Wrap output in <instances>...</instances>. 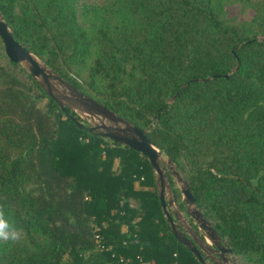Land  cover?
Wrapping results in <instances>:
<instances>
[{
	"label": "trees",
	"instance_id": "trees-1",
	"mask_svg": "<svg viewBox=\"0 0 264 264\" xmlns=\"http://www.w3.org/2000/svg\"><path fill=\"white\" fill-rule=\"evenodd\" d=\"M229 2L251 17L229 18ZM0 15L64 81L147 129L237 264H264V0H0ZM0 204L22 232L0 264H201L171 234L147 159L59 109L1 40Z\"/></svg>",
	"mask_w": 264,
	"mask_h": 264
},
{
	"label": "water",
	"instance_id": "water-1",
	"mask_svg": "<svg viewBox=\"0 0 264 264\" xmlns=\"http://www.w3.org/2000/svg\"><path fill=\"white\" fill-rule=\"evenodd\" d=\"M0 40L9 61L22 64L26 72L59 109L70 110L80 117L96 119L98 123L87 126L118 144L127 146L148 161L155 174L156 195L174 239L182 244L201 264H220L234 261L230 248L221 240L210 223L195 207L194 199L186 182L174 169L171 161L162 155L146 137L147 129H139L117 116L92 97L78 91L59 77L52 69L40 62L24 46L15 41L0 15ZM81 126L80 122H76ZM164 165L172 171L164 172ZM173 175L181 183V202L185 213L203 230H195L185 222L183 214L171 193L168 176ZM165 192L170 193L169 196ZM175 208L172 209L171 207ZM208 240L211 245L207 243ZM231 256V258H230ZM208 261V263L206 262Z\"/></svg>",
	"mask_w": 264,
	"mask_h": 264
},
{
	"label": "rangeland",
	"instance_id": "rangeland-1",
	"mask_svg": "<svg viewBox=\"0 0 264 264\" xmlns=\"http://www.w3.org/2000/svg\"><path fill=\"white\" fill-rule=\"evenodd\" d=\"M225 11H226V13H227V15H228L229 18L234 19V20H237V21L247 20V19H249V18L251 17V15H252V11H251L250 9H241V7H240L237 3H235V2H229V3H227L226 6H225ZM20 66L23 67L22 64H20ZM23 68H24V67H23ZM79 117H80V116H79ZM80 118L83 120L84 124H86L87 126H90V125H93V124H95V123H98V121H97L96 119H89V118H85V117H80ZM163 156H164V155H163ZM164 159H165V156H164ZM116 165H117V160H114L113 168H116ZM163 171H164V172H167V173L169 174V172L172 171V170L167 169L166 166L164 165V169H163ZM169 176H170L171 179H172V182H173L174 187L180 189L181 183L177 182L176 179H175V177H174L173 175H169ZM165 195H166V196H169L170 193L165 192ZM180 196L182 197L181 194H180ZM131 205L134 206L135 203H134L133 201H131ZM171 208L174 209L175 207L172 206ZM181 212H182V214H183V217H184V219H185V222H186L188 225H190V226H191L193 229H195V230L203 231V230L198 226V224L195 223L194 220H192V219H191V218L185 213L184 210H181ZM206 241H207V243H208L209 245H211L210 242H209L208 240H206ZM230 258H231V256H230ZM233 259H234V258H233ZM234 261H235V259H234ZM206 262L208 263V261H206ZM220 264H237V262H236V261L233 262V261L229 260L227 263L222 262V263H220Z\"/></svg>",
	"mask_w": 264,
	"mask_h": 264
},
{
	"label": "clouds",
	"instance_id": "clouds-1",
	"mask_svg": "<svg viewBox=\"0 0 264 264\" xmlns=\"http://www.w3.org/2000/svg\"><path fill=\"white\" fill-rule=\"evenodd\" d=\"M21 238L22 232L17 228L11 212L0 204V242L15 243Z\"/></svg>",
	"mask_w": 264,
	"mask_h": 264
},
{
	"label": "built area",
	"instance_id": "built-area-1",
	"mask_svg": "<svg viewBox=\"0 0 264 264\" xmlns=\"http://www.w3.org/2000/svg\"><path fill=\"white\" fill-rule=\"evenodd\" d=\"M94 237H95V241H99L101 238L98 234H95ZM134 242L136 243V240H134ZM98 247L99 249H101L100 246ZM112 256L113 255H111V257ZM116 260H117L116 264H154L153 261L144 259L140 254H135L133 258L117 257ZM111 264H114V263H111Z\"/></svg>",
	"mask_w": 264,
	"mask_h": 264
},
{
	"label": "flooded vegetation",
	"instance_id": "flooded-vegetation-1",
	"mask_svg": "<svg viewBox=\"0 0 264 264\" xmlns=\"http://www.w3.org/2000/svg\"><path fill=\"white\" fill-rule=\"evenodd\" d=\"M183 209H184V207H183Z\"/></svg>",
	"mask_w": 264,
	"mask_h": 264
}]
</instances>
